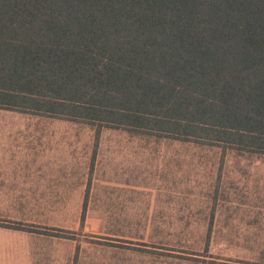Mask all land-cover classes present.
Returning a JSON list of instances; mask_svg holds the SVG:
<instances>
[{"label":"trees","instance_id":"1","mask_svg":"<svg viewBox=\"0 0 264 264\" xmlns=\"http://www.w3.org/2000/svg\"><path fill=\"white\" fill-rule=\"evenodd\" d=\"M0 108L264 155V0H0Z\"/></svg>","mask_w":264,"mask_h":264},{"label":"rangeland","instance_id":"2","mask_svg":"<svg viewBox=\"0 0 264 264\" xmlns=\"http://www.w3.org/2000/svg\"><path fill=\"white\" fill-rule=\"evenodd\" d=\"M0 165L16 264H264L262 154L0 108Z\"/></svg>","mask_w":264,"mask_h":264},{"label":"crops","instance_id":"3","mask_svg":"<svg viewBox=\"0 0 264 264\" xmlns=\"http://www.w3.org/2000/svg\"><path fill=\"white\" fill-rule=\"evenodd\" d=\"M30 179L31 175H24L20 166L0 165V190L19 188L21 185L17 183ZM13 201L14 197H11L5 204H12ZM0 233L4 234L5 232L0 229ZM13 248V245H7L3 239L0 240V264H16L14 261H17V258L20 259V257L7 255ZM30 264L34 263L30 262Z\"/></svg>","mask_w":264,"mask_h":264}]
</instances>
